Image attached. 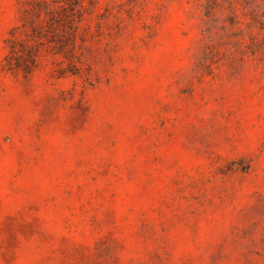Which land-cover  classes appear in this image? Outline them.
Returning a JSON list of instances; mask_svg holds the SVG:
<instances>
[{"label": "rangeland", "instance_id": "obj_1", "mask_svg": "<svg viewBox=\"0 0 264 264\" xmlns=\"http://www.w3.org/2000/svg\"><path fill=\"white\" fill-rule=\"evenodd\" d=\"M0 264H264V0H0Z\"/></svg>", "mask_w": 264, "mask_h": 264}]
</instances>
